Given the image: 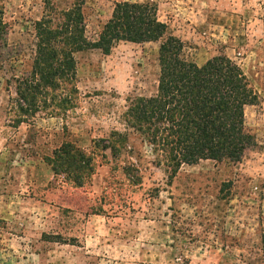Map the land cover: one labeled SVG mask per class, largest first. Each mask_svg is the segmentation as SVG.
Segmentation results:
<instances>
[{
    "label": "rangeland",
    "instance_id": "1",
    "mask_svg": "<svg viewBox=\"0 0 264 264\" xmlns=\"http://www.w3.org/2000/svg\"><path fill=\"white\" fill-rule=\"evenodd\" d=\"M51 2L79 8L90 42L117 4L146 5L187 61L226 57L256 98L244 109L255 146L238 163L175 169L125 124L130 101L157 92L159 41L76 53L78 106L24 116L16 91L32 67L44 4L0 0L8 45L0 58V264H264V0ZM63 145L90 159L80 183L72 170H53Z\"/></svg>",
    "mask_w": 264,
    "mask_h": 264
},
{
    "label": "trees",
    "instance_id": "2",
    "mask_svg": "<svg viewBox=\"0 0 264 264\" xmlns=\"http://www.w3.org/2000/svg\"><path fill=\"white\" fill-rule=\"evenodd\" d=\"M42 1L43 16L34 24L32 67L20 79L16 91L25 106L24 116L39 113L42 108L54 109L58 115L78 106L76 53L98 49L107 54L121 41H159L157 92L153 97L132 99L124 116L125 124L142 135L153 151L160 152L175 169L204 160L238 163L255 146V138L245 125L244 109L253 105L256 98L240 70L223 56L212 58L201 67L187 61L182 42L166 36L167 27L158 21L155 8L150 13L146 5L117 4L97 39L90 42L83 36L85 28L78 7L65 10L51 0ZM6 37L7 27L0 11L2 59L8 50ZM53 156L57 159L53 170H72V179L79 183L80 177L92 171L90 159L72 146L63 145ZM80 171L81 176H75ZM261 243L264 248V233Z\"/></svg>",
    "mask_w": 264,
    "mask_h": 264
}]
</instances>
